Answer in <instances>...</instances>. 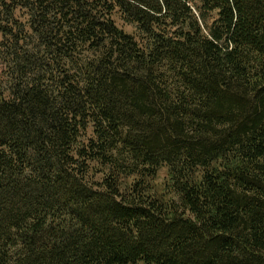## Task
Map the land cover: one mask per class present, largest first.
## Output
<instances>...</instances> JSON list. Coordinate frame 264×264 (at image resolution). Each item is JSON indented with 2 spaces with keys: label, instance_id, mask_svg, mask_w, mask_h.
Instances as JSON below:
<instances>
[{
  "label": "trees",
  "instance_id": "16d2710c",
  "mask_svg": "<svg viewBox=\"0 0 264 264\" xmlns=\"http://www.w3.org/2000/svg\"><path fill=\"white\" fill-rule=\"evenodd\" d=\"M0 264H264V0H0Z\"/></svg>",
  "mask_w": 264,
  "mask_h": 264
},
{
  "label": "rangeland",
  "instance_id": "374dc122",
  "mask_svg": "<svg viewBox=\"0 0 264 264\" xmlns=\"http://www.w3.org/2000/svg\"><path fill=\"white\" fill-rule=\"evenodd\" d=\"M117 23L118 25L125 29L126 31L128 32H134V28L131 27V26H126L123 22H121L120 20H117ZM166 177H167V170L166 169H163L161 172H160V175H159V178H158V181H157V187L158 188H161L163 185H164V182L166 180Z\"/></svg>",
  "mask_w": 264,
  "mask_h": 264
}]
</instances>
